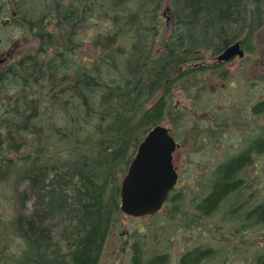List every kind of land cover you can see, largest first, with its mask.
<instances>
[{
	"label": "rangeland",
	"instance_id": "374dc122",
	"mask_svg": "<svg viewBox=\"0 0 264 264\" xmlns=\"http://www.w3.org/2000/svg\"><path fill=\"white\" fill-rule=\"evenodd\" d=\"M119 1L103 0L104 4H93L92 7L96 8L91 12L77 8L78 4H83L79 0H66L62 5V10L63 6L66 10L74 3L72 5L77 9L71 12L78 13L79 17L78 25L72 29L77 36L75 42H80V45L74 48L72 56L78 55V58L86 57L96 61L105 56V51H118L115 67L106 68L105 63L101 65V73L108 82L97 87L98 100L95 99L94 108L100 110V116L115 106L104 103V100L108 102L117 97H111V100L104 97L100 103V91L104 93L109 86L119 83L123 86H126L127 81L132 83L131 79L135 80L136 75L133 76L135 71L131 70V65L136 66L137 70H146L164 61L166 54L173 50L184 57L183 62L173 67L158 89L147 100L142 101V105H138L141 107L139 110L127 106L129 104L126 102L125 109L130 110L125 111V116L133 124L143 111L161 100L162 119L157 124L171 129L182 148L185 151L193 150L194 153L187 156L184 150L177 151L181 152L180 161H175L179 179L159 212L143 217L123 213L116 215L98 264H132L134 250L139 252L142 264L159 255L166 258V264H182V255L193 250L208 251L207 257L201 260L202 264H264V219L253 214V210L264 202V147L252 159L257 165L254 166L251 162L246 167L239 168L237 177L240 182L222 196L213 208H205V199L214 189L219 171L223 169L221 166L248 153L249 158L253 156L252 144L258 134L256 131H264V111L258 117L253 116L250 111L254 95L258 96L264 106V65L260 66V62L258 63L264 60V9L256 17L249 15L245 27L240 31L239 37L244 38L247 49L241 63L226 65L225 76L218 78L214 71L204 67L213 62L211 59L214 47H201L197 54L188 47H173L174 38L184 21V11L177 5L176 0H123L124 4ZM52 2L53 0H0V58L5 57L0 63L2 78H8L11 72L7 75V71L11 70L14 60L19 55L24 56L25 45L42 46V41H38L30 33V28L36 23L37 15L46 8L49 10ZM12 7L21 13L18 17ZM119 16L121 19L118 22L116 19ZM7 17L11 18L9 22L5 21ZM89 27L93 30L100 28L101 33L97 35L93 31L95 35L87 36L85 29L90 33ZM49 29L54 30L53 26ZM112 30L117 31L116 39L109 36ZM106 38L114 41L107 42ZM64 45L62 42V49ZM206 45L210 43L206 42ZM50 56L48 46L46 58ZM44 63L48 66L49 60ZM190 68L193 72L185 73ZM35 76L38 83L45 80L42 87L45 95L49 97L48 92L56 89L51 85L50 79L57 85L60 84L59 77L57 79L42 74L41 69H37ZM7 80L9 83L10 80ZM130 86L129 83L124 88ZM0 90L8 94L5 101L1 100L0 95L1 116L4 105L12 103L11 98L15 101L16 96L12 86L6 85L0 87ZM17 91L25 98L21 87ZM65 94L64 92L62 96ZM27 95L32 96L29 92ZM25 109H28V105ZM208 115L214 119L209 120ZM51 116L49 119L52 118L56 123L62 122L57 114ZM94 131L90 135L98 139H104L110 134V130L105 127ZM2 132L6 135L9 128ZM207 133L210 134V139H207ZM42 134L47 137L45 142H50L47 133ZM85 135L89 137V134ZM135 135L131 145L136 143L138 146L145 134L136 131L134 137ZM78 137L81 138L80 135ZM138 139L141 140L137 143ZM260 139L264 140V134L259 133L258 142ZM57 147L61 150L56 151L61 152L62 146L57 144ZM45 153L47 156L48 149ZM116 170L120 188L123 174ZM16 173V168L10 167L5 176L0 177V219L7 223L12 219L15 210L13 203L6 199H16L23 187L19 175L10 181ZM3 183L5 184L2 185ZM119 194L120 192L117 195L118 205Z\"/></svg>",
	"mask_w": 264,
	"mask_h": 264
},
{
	"label": "trees",
	"instance_id": "16d2710c",
	"mask_svg": "<svg viewBox=\"0 0 264 264\" xmlns=\"http://www.w3.org/2000/svg\"><path fill=\"white\" fill-rule=\"evenodd\" d=\"M64 1L53 0L50 9L46 8L35 18L37 24L33 23L32 32L28 30L42 41V46L25 45L24 56L19 55L14 60L11 70L7 71V75L11 72L8 78L0 76V87L12 86L16 96L15 101L11 98L12 103L4 105L0 116V177L5 176L8 168L15 167L18 173L10 181L19 175L23 184L16 199H6L14 206L12 219L9 223L0 219L1 264L99 263L113 221L121 213L117 203L119 179L116 169L123 175L126 172L137 146L136 143L131 145L137 135L134 137V132L141 131L144 135L162 119L160 100L143 111L132 124L125 116V111L130 110L125 109L126 102L127 106L139 110L141 107L138 105H142V101L158 89L172 68L184 60L183 56L171 50L164 61L146 70L140 71L131 65L136 79H131L132 83L127 81L125 85L130 83V87L125 89L126 86L119 83L109 86L104 93L100 91V103L104 97L117 99L104 100V103L115 106L99 116L100 110L94 108L95 99L98 100L97 87L108 82L100 68L104 63L106 68L115 67L118 51H105V56L96 61L72 56L80 42H75L77 36L72 29L78 25V13L71 11L80 8L91 12L96 8L92 7L93 4L104 2L79 0L83 4H78L77 8L72 3L66 10L63 6L62 10ZM119 2L124 4L123 0ZM176 3L184 11V21L174 38L173 47H188L196 54L201 47L210 46L214 47L213 54H217L239 38L249 15L256 17L264 9V0H176ZM120 19L121 16L116 20L119 22ZM51 26L53 31L49 29ZM89 29L90 33L85 29L87 36L101 33L100 28ZM116 32L112 30L109 36L116 39ZM62 42L65 44L63 49ZM206 42L210 45L207 46ZM48 46L51 56L46 58ZM47 60L48 66L44 63ZM37 69H41L42 74L60 78L59 85L50 79L51 85L56 87L48 92L50 97L45 95L42 87L45 80L38 83L35 78ZM187 72L193 71L190 68L185 70ZM19 87L25 98L19 95ZM28 92L31 97H28ZM64 92L66 94L62 96ZM0 95L5 101L8 94L0 90ZM27 105L28 109H25ZM259 106L262 107L261 104ZM50 114H57L62 122L49 119ZM104 127L110 130L104 139L90 135L94 129ZM7 128L9 132L4 135L2 131ZM43 132L47 133L50 142H45L47 137ZM57 144L62 146L61 152L56 151L61 150ZM263 147L264 140H260V152ZM47 149L50 154L46 156ZM241 162L242 159L238 158L221 166L223 169L219 171L214 189L205 199V208H213L240 182L237 177L240 169L237 167ZM253 211L257 218L264 219V202ZM208 254L207 250L188 251L182 255L181 263L202 264V258ZM166 263L163 255L146 261V264ZM132 264H142L137 250L133 252Z\"/></svg>",
	"mask_w": 264,
	"mask_h": 264
},
{
	"label": "water",
	"instance_id": "95a60500",
	"mask_svg": "<svg viewBox=\"0 0 264 264\" xmlns=\"http://www.w3.org/2000/svg\"><path fill=\"white\" fill-rule=\"evenodd\" d=\"M236 54L242 55L239 42L228 46L217 59L229 60ZM175 147V141L165 126L156 125L148 131L121 180V211L139 217L161 208L177 180L172 164Z\"/></svg>",
	"mask_w": 264,
	"mask_h": 264
},
{
	"label": "flooded vegetation",
	"instance_id": "af4514ba",
	"mask_svg": "<svg viewBox=\"0 0 264 264\" xmlns=\"http://www.w3.org/2000/svg\"><path fill=\"white\" fill-rule=\"evenodd\" d=\"M7 20H10V19L7 18ZM240 48H242V50L244 51V55H243V56H237V55H236V56L232 57L231 59H229V60H227V61H221V62H218V60L215 58L216 55H214V56L212 57V59H211L213 62H212V63H209V64H207V65H204V67L207 68V70L214 71V74H215L216 77H217V76H218V78H222V77H224L225 74H226V65H228V64H230V63H233L234 65L237 64L238 62L241 63V58H243V57L246 55L247 49H245L244 38H243V39L240 38ZM209 59H210V58H209ZM263 61H264V60L258 61V63L260 62V66H261L262 64L264 65ZM258 63H257L256 65H258ZM258 66H259V65H258ZM222 84H223V83H222ZM260 102H261V100H258V96H257V95H254V96H253V103H252L251 106H250V111L252 112L253 116L258 117V114L261 113L262 111H264V106H263V105H261L262 107L259 106V105L261 104ZM260 108H261V110H260ZM208 116H209V118H208L209 120L214 119V117H211L210 115H208ZM263 130H264V129H263ZM256 132H258V134H257V136H256V138H255V140L253 141V144H252V153H251V155H253V156H251V157L249 158L250 153H248V154H247L246 156H244V157H243V155H242L241 157H237V158L235 159V161H236L238 158L242 159V162L239 164V166H238L237 168H241L242 166H243V167H246L248 164H251V162L253 161L252 159L256 158V156L258 155V152H260L259 149H258V137H259V133L264 134V131H263V132H261V131H256ZM206 135H207V139H210V137H211L210 134L207 133ZM260 140H261V139H260ZM176 141H177V140H176ZM221 143H222V141H221ZM177 144H178V146H177V148L175 149V151H174L173 154H172L173 165H174V167H175L176 169H178V167L176 166L175 161H176V160H177V161H180V155H181V152H177V151H179L180 149L185 151V149L182 148L180 142L177 141ZM222 144L224 145V142H223ZM191 153H194V151H193V150H190V149H188V150L185 151V154H186L187 156L190 155ZM243 158H244V160H243ZM187 159H188V158H187ZM188 161H189V159L187 160V162H188ZM230 162H231V161H230ZM230 162H229V163H230ZM257 163H258V162H257ZM252 164H253L254 166L257 165V164L254 163V162H252ZM255 164H256V165H255Z\"/></svg>",
	"mask_w": 264,
	"mask_h": 264
},
{
	"label": "bare ground",
	"instance_id": "6f19581e",
	"mask_svg": "<svg viewBox=\"0 0 264 264\" xmlns=\"http://www.w3.org/2000/svg\"><path fill=\"white\" fill-rule=\"evenodd\" d=\"M15 1L19 2V0H15ZM11 3H12V1H11ZM11 3H9V5H11ZM17 4H18V3H17ZM19 7H20V4H19ZM12 8H13V7H12ZM8 9H9V8H8ZM13 10H14L15 15H16V16H17V15L19 16L18 9H17V11H16V9L13 8ZM20 14H21V13H20ZM18 16H17V17H18Z\"/></svg>",
	"mask_w": 264,
	"mask_h": 264
}]
</instances>
